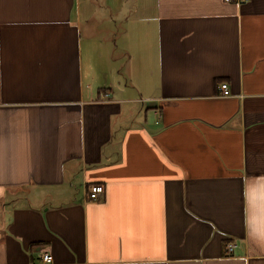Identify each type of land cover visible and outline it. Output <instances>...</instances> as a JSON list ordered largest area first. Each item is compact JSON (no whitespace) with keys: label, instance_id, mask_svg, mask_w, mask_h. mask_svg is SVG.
<instances>
[{"label":"crops","instance_id":"crops-1","mask_svg":"<svg viewBox=\"0 0 264 264\" xmlns=\"http://www.w3.org/2000/svg\"><path fill=\"white\" fill-rule=\"evenodd\" d=\"M43 253L264 264V0H0V264Z\"/></svg>","mask_w":264,"mask_h":264},{"label":"built area","instance_id":"built-area-1","mask_svg":"<svg viewBox=\"0 0 264 264\" xmlns=\"http://www.w3.org/2000/svg\"><path fill=\"white\" fill-rule=\"evenodd\" d=\"M250 0H224L225 3H234V4H243L247 3ZM220 90V96L221 97H229L230 96V90L227 84H221L219 87ZM104 193V187L101 185H95L91 188V191L89 193V199L91 201H97L100 196ZM235 245L233 244H227L225 246V251L228 255H231L234 251ZM42 261L44 264H52L53 258L48 253H43L42 255Z\"/></svg>","mask_w":264,"mask_h":264},{"label":"rangeland","instance_id":"rangeland-1","mask_svg":"<svg viewBox=\"0 0 264 264\" xmlns=\"http://www.w3.org/2000/svg\"><path fill=\"white\" fill-rule=\"evenodd\" d=\"M146 112H147V110H145V109H143V108L140 109V112H139L138 115H137V116H138V119L141 118L142 115H143L142 117H144ZM136 114H137V113H136ZM149 117H151V115H149Z\"/></svg>","mask_w":264,"mask_h":264}]
</instances>
